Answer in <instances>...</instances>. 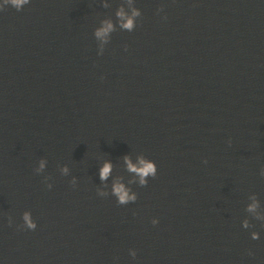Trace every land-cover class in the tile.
Segmentation results:
<instances>
[{
	"label": "water",
	"instance_id": "obj_1",
	"mask_svg": "<svg viewBox=\"0 0 264 264\" xmlns=\"http://www.w3.org/2000/svg\"><path fill=\"white\" fill-rule=\"evenodd\" d=\"M122 5L0 12V260L264 264V221L246 211L255 196L264 213V0H135L136 30L117 26L98 55L94 31ZM126 155L158 175L120 206L97 195L98 170L131 179Z\"/></svg>",
	"mask_w": 264,
	"mask_h": 264
},
{
	"label": "clouds",
	"instance_id": "obj_2",
	"mask_svg": "<svg viewBox=\"0 0 264 264\" xmlns=\"http://www.w3.org/2000/svg\"><path fill=\"white\" fill-rule=\"evenodd\" d=\"M32 0H0V12L5 11L7 8H14L17 12L22 11L26 6L30 5ZM127 7L121 6L116 11V22H113L111 19H105L101 21L100 25L94 31V37L96 40L100 41L101 48L98 50V55L104 54L103 45L109 43V40L112 34L116 31L117 26L119 29L126 32H133L137 28V21L142 17V12L140 9L135 7V0H126ZM105 3V7H107ZM163 12V6L157 10V14ZM166 19V16L163 17ZM124 164L126 165V171L130 174L131 179L125 181L124 177L113 178L114 165L111 160H105L102 166L98 170L99 181L103 184V188L96 189L97 195L101 198L113 197L115 202L120 206H126L129 204H134L138 197L137 193L132 189L130 185L139 184L141 187H146L150 179L156 178L158 175V166L157 163L147 158L144 155L137 156L135 161L131 156L126 155L123 157ZM207 163V161H205ZM47 169V161L41 159L38 166L34 168V172L37 175H42ZM60 174L64 177H69L71 175V169L64 165L60 168ZM260 175L264 176V168L260 170ZM51 177L45 176L44 182L48 189L53 188V184L49 182ZM71 185L75 187L78 183L76 177H72L70 181ZM251 202L247 204L246 211L252 216L260 221H264V213L261 212L260 202L255 196L250 198ZM23 223L18 227L27 229L30 231H35L38 228V224L33 218V215L30 211H25L21 217ZM151 223L153 225L159 224V220L154 218ZM9 226L15 224L14 218L12 216L8 217ZM244 229H248L250 224L248 220H245L242 224ZM252 240H259L260 233L252 232ZM129 254L135 258L137 252L135 250H129ZM0 264H3V261L0 260Z\"/></svg>",
	"mask_w": 264,
	"mask_h": 264
}]
</instances>
